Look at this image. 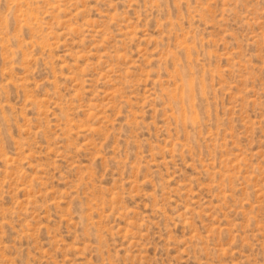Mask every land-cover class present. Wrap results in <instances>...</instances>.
I'll return each instance as SVG.
<instances>
[{
  "label": "rangeland",
  "instance_id": "rangeland-1",
  "mask_svg": "<svg viewBox=\"0 0 264 264\" xmlns=\"http://www.w3.org/2000/svg\"><path fill=\"white\" fill-rule=\"evenodd\" d=\"M0 264H264V0H0Z\"/></svg>",
  "mask_w": 264,
  "mask_h": 264
}]
</instances>
